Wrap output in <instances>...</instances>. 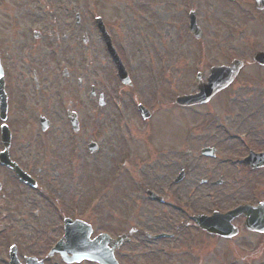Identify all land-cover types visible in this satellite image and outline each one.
<instances>
[{"label": "rangeland", "instance_id": "rangeland-1", "mask_svg": "<svg viewBox=\"0 0 264 264\" xmlns=\"http://www.w3.org/2000/svg\"><path fill=\"white\" fill-rule=\"evenodd\" d=\"M136 1L140 4L134 5ZM96 5L91 4L88 11L95 12ZM190 9L195 11L203 34L197 43L187 31ZM120 10L115 11V17L121 18L122 27L114 26V32L135 89L123 86L121 94H116L110 77L113 67L102 59L95 35L89 36L87 46L81 45L88 52L86 57L77 55L80 50L74 40L73 75L64 82L53 80L55 92L65 103L73 97L72 90L81 77L86 87L93 86L96 92L105 87L104 104L79 99L82 122L75 133L63 121L45 132L36 126H10L11 150L32 167L47 192H39V221L45 225L50 218L57 219L61 225V218L83 216L95 231L131 233V240L120 248L121 264H227L230 260L233 264H259L264 248L250 251L246 245L225 244L206 236L194 230L187 215L247 200L254 186L250 181L260 179L244 175L240 164L229 161L227 152H241L243 147L224 139V131L245 132L247 124H253V132L262 134L264 74H256L257 67L250 65L204 107L180 109L174 99L195 89L196 71L207 74L211 65L229 60L223 46L218 50L214 43L230 45L232 40H242L231 44L233 48L225 47L234 55L245 48L264 49V10L255 9L253 0H121ZM128 25L131 30L125 28ZM199 44L200 51L195 52L193 46ZM48 52L41 48L39 53ZM140 99L153 111L149 120H141L136 111ZM13 114L22 118L20 111ZM244 121L247 123L239 127ZM89 142L96 143L95 152L86 151ZM204 146L216 147V155L200 157L198 152ZM123 154L128 158H122ZM122 162L117 179L110 184L111 174L115 178L120 169L114 170L116 163ZM182 167L184 176L176 185L173 180ZM202 178L223 183L197 188L195 184ZM260 182L257 201L264 198V182ZM147 189L163 195L164 204L150 201ZM39 229L42 231V226ZM157 230L168 231L172 237L161 242L146 237L145 232ZM227 246L232 249L230 255H225ZM154 248L164 249L165 256L152 254Z\"/></svg>", "mask_w": 264, "mask_h": 264}, {"label": "flooded vegetation", "instance_id": "flooded-vegetation-1", "mask_svg": "<svg viewBox=\"0 0 264 264\" xmlns=\"http://www.w3.org/2000/svg\"><path fill=\"white\" fill-rule=\"evenodd\" d=\"M91 4H97L95 6L96 16L101 19L111 43L117 50L119 43L114 26L119 28L121 25L119 16L115 17V11L121 9V0H91V3L83 0H0V69L3 75L6 101L4 123L8 126L37 127L44 122V125L52 127L59 121L70 126L68 115L75 112L72 108L75 104L79 129L82 122L79 119V109L77 108L79 99L83 98L82 101L86 102L93 99L97 101L98 105L104 104L106 99L103 86L96 93L93 86L86 87L85 81L78 78L76 89L72 90L73 97L63 103L62 98L53 87L56 82H52L57 79L64 82L73 75L74 40L80 50L77 55L82 54V57L88 55L82 46H87L90 43V38L94 35L103 50L105 49V40L95 24L96 16L93 17L95 27H92L90 23L89 14L93 11L88 10ZM137 4L140 2L134 3V5ZM81 24L83 25L82 29H80ZM125 28L131 30L129 25ZM82 30V34H79ZM61 47H64V50ZM41 48L47 52L49 50L51 54L49 52V55L40 54ZM79 93H81V97H79ZM15 111H20L21 119L13 114ZM245 123L247 122L244 121L242 126L235 125L242 128ZM253 127V124L249 127L247 124L245 129L248 131L244 132L245 138L228 137L229 141H236L242 145H240L241 148L243 147L241 152L240 149H234L233 152L228 153L239 156L244 154L243 156H245L251 151L256 153L264 151V131L262 134H255L252 130ZM258 143L261 144L260 147L255 146ZM8 153L34 182H23L10 168L0 167L2 171L0 175V264H96L81 260L78 255H74L68 250L64 251L66 259H63L55 250V245L63 234V225H60L57 219L51 218L48 220L49 224L42 225V222L39 221L40 213L36 207L39 205L41 184L32 172V168L18 159L20 157L18 154L15 156L10 148ZM238 163L245 171L244 175L260 176L259 180L256 178L250 181L254 184L251 189L261 183L260 181L264 182V167L252 169L243 166L242 162ZM183 169L185 170V168ZM221 183H223L221 179L202 178L195 185L197 188L205 184L216 187ZM250 196L254 198L255 194L250 195L249 193V199ZM190 217L191 215H189ZM244 219L243 212L231 219V224L237 228L235 235L229 238L217 234H210V236L225 244L246 245L247 250L257 252L264 248V231L246 229ZM190 220L195 230L197 225L192 217ZM37 226L39 228L42 226L43 230L41 231ZM59 226H61V233H58ZM97 234L93 230L91 238ZM147 237L161 242V240L171 238L172 233L157 230L149 232ZM68 248L73 250L71 247ZM120 248L121 246L113 250V256L118 262ZM154 249L152 254L165 256L164 249L160 248L158 251L157 248ZM228 249L225 255L231 254L230 250L232 249L229 247ZM231 261L227 264H233ZM119 264L121 263L119 262ZM259 264H264V259H259Z\"/></svg>", "mask_w": 264, "mask_h": 264}, {"label": "water", "instance_id": "water-1", "mask_svg": "<svg viewBox=\"0 0 264 264\" xmlns=\"http://www.w3.org/2000/svg\"><path fill=\"white\" fill-rule=\"evenodd\" d=\"M263 58V57H262ZM257 60H259V58H257ZM264 61V60H263ZM215 77V76H214ZM213 79V78H212ZM224 85V83L222 84L219 80L217 79H213V83L212 85H208V86H205L202 88L201 90V93L199 94V98H194V97H179L177 98L176 102L178 104H191V103H194V102H202V101H205L207 100L217 89H219L220 87H222ZM204 226H208V223H205ZM226 229V228H225ZM224 229V230H225ZM78 246V251H82L84 250L85 253V257H91L100 261V258H99V255H98V252L95 251V254L92 252L94 250H92V248L90 246L92 245H89V244H86V245H83L81 244V246L77 245Z\"/></svg>", "mask_w": 264, "mask_h": 264}]
</instances>
